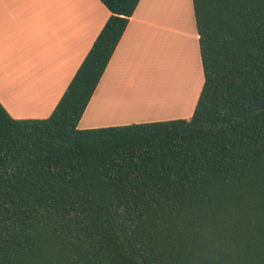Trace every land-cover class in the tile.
<instances>
[{"label":"trees","instance_id":"1","mask_svg":"<svg viewBox=\"0 0 264 264\" xmlns=\"http://www.w3.org/2000/svg\"><path fill=\"white\" fill-rule=\"evenodd\" d=\"M111 12L50 116L0 102V264H264V0H192V116L79 128L140 0Z\"/></svg>","mask_w":264,"mask_h":264},{"label":"crops","instance_id":"2","mask_svg":"<svg viewBox=\"0 0 264 264\" xmlns=\"http://www.w3.org/2000/svg\"><path fill=\"white\" fill-rule=\"evenodd\" d=\"M188 2L140 0L79 128L192 116L205 78L193 1ZM110 15L100 0H0V102L14 118L51 115ZM162 51L164 68L162 58L158 59ZM165 52H170L168 59ZM153 67L164 79L162 91L142 89L155 80ZM25 86L32 89L27 97L17 93ZM17 100L23 106L17 105ZM107 100V106L110 100H170L175 106V100H184L181 104L186 108L182 110L193 103L186 115L174 107L165 116L107 120L103 115L110 112L130 113L123 107L97 113ZM141 105L135 104L134 109L162 111L159 106Z\"/></svg>","mask_w":264,"mask_h":264},{"label":"rangeland","instance_id":"3","mask_svg":"<svg viewBox=\"0 0 264 264\" xmlns=\"http://www.w3.org/2000/svg\"><path fill=\"white\" fill-rule=\"evenodd\" d=\"M185 1L189 4L188 0H185ZM185 8H186V12L188 13L189 8H188V10H187V6H185ZM180 36L183 37L184 35H180ZM189 44H190V41H189ZM183 45H185V44H183ZM168 46H169V44H168ZM170 47L172 48V46H170ZM173 52L171 53V57L174 55ZM165 53H167V52H165ZM154 55H155V53H154ZM162 55H163V51L161 52V55H158V59L159 60L162 58ZM159 56H160V58H159ZM169 56H170V52L167 53V59L169 58ZM153 71H151V75L152 76H155V80L152 79L150 81L151 83L149 85H147V86H143L142 89H144L145 91H150L152 89L154 91L155 90L156 91H162L163 90L162 89V80L164 81V79L161 78L160 72H158L155 67H153ZM195 83H197V80H196V82H194V84ZM138 84H141V83H138ZM139 86H136L135 89H138ZM192 86H193V84H192ZM192 86H190V88L188 86V89L189 90H192V92H193ZM197 88H198V85L196 86V90H197ZM18 89H19V92H17V93H19L20 95H22V94L23 95H26V97L28 96V94L29 95L31 94V90H32L31 88L26 87V86L24 88H18ZM14 92L16 93V91H14ZM134 101H135L134 104H137V106H138V105H141L143 102H148V101H153V100H134ZM175 101H178V103L177 102L175 103L176 106L175 105H171V106L167 107V110L164 111V112H162V111H154V110L134 109V110L130 111V113H121V112L120 113H118V112L115 113V112H110L112 116L110 114H104L103 115V118L106 117V119L109 120L112 117L113 118L119 117L120 119H121V117H126L128 119L130 117H134V116H138V115L139 116L143 115V116L149 117V118H151V117H158V116H165V115L170 114L169 112L174 111V107H176V108H178L180 110L179 113H184L185 114L186 112L189 111V109L191 108V105L193 103V100H192V102L190 103V108H188L186 110H182L183 108H186V105L185 104H184V106H183V104H181V102H183L184 100H175ZM15 102H16L17 105L23 106V103H21V101H15ZM122 102H125V100H123ZM141 106H143V105H141ZM99 117H102V116H99Z\"/></svg>","mask_w":264,"mask_h":264},{"label":"bare ground","instance_id":"4","mask_svg":"<svg viewBox=\"0 0 264 264\" xmlns=\"http://www.w3.org/2000/svg\"><path fill=\"white\" fill-rule=\"evenodd\" d=\"M163 61V65L161 63V66L164 68L165 67V61L164 58H162ZM162 71V70H161ZM18 101V100H17ZM107 101H104L101 105V107L99 108V110L97 111V113H102V111L106 110V109H115L118 107H123V109H126L127 111H131L132 109H134V100H125V102H122L120 100H110V105L107 106ZM142 105L144 107H161L160 109H162V111H165L164 109H166L167 107L172 105V102L170 100H153V101H148V102H143ZM145 110H150V108H146Z\"/></svg>","mask_w":264,"mask_h":264}]
</instances>
